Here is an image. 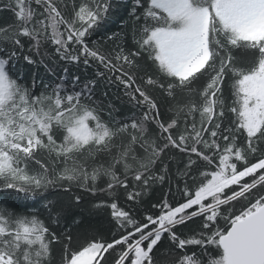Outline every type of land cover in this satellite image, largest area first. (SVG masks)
Here are the masks:
<instances>
[{
	"label": "snow or ice",
	"instance_id": "obj_1",
	"mask_svg": "<svg viewBox=\"0 0 264 264\" xmlns=\"http://www.w3.org/2000/svg\"><path fill=\"white\" fill-rule=\"evenodd\" d=\"M0 264H264V0H0Z\"/></svg>",
	"mask_w": 264,
	"mask_h": 264
},
{
	"label": "trees",
	"instance_id": "obj_2",
	"mask_svg": "<svg viewBox=\"0 0 264 264\" xmlns=\"http://www.w3.org/2000/svg\"><path fill=\"white\" fill-rule=\"evenodd\" d=\"M61 75H63V72H61Z\"/></svg>",
	"mask_w": 264,
	"mask_h": 264
}]
</instances>
